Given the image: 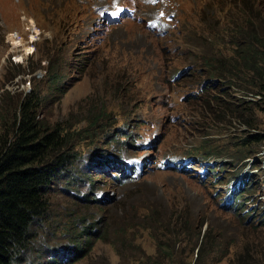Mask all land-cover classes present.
<instances>
[{
	"label": "rangeland",
	"instance_id": "obj_1",
	"mask_svg": "<svg viewBox=\"0 0 264 264\" xmlns=\"http://www.w3.org/2000/svg\"><path fill=\"white\" fill-rule=\"evenodd\" d=\"M211 5L0 0V134L32 96L79 155L23 264H264V91L204 70Z\"/></svg>",
	"mask_w": 264,
	"mask_h": 264
},
{
	"label": "trees",
	"instance_id": "obj_2",
	"mask_svg": "<svg viewBox=\"0 0 264 264\" xmlns=\"http://www.w3.org/2000/svg\"><path fill=\"white\" fill-rule=\"evenodd\" d=\"M210 2V10L215 11L211 28L208 21L200 20L201 26L208 24L201 32L208 49L202 60L204 70L224 81L247 79L264 91V0ZM53 82H58L57 76ZM36 105L34 97L25 98L12 128L0 134V264H23L36 238L34 228L50 207L47 193L51 184L57 180L69 183L79 159L74 144L77 136L59 127H45L37 119ZM80 193L82 201H91L92 194ZM231 202H237L236 192L230 193L227 204ZM80 219L73 218L69 228Z\"/></svg>",
	"mask_w": 264,
	"mask_h": 264
}]
</instances>
